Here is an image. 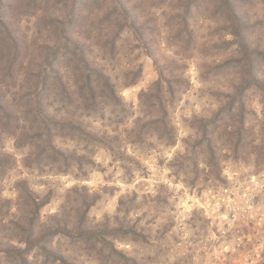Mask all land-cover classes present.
<instances>
[{"label": "rangeland", "instance_id": "374dc122", "mask_svg": "<svg viewBox=\"0 0 264 264\" xmlns=\"http://www.w3.org/2000/svg\"><path fill=\"white\" fill-rule=\"evenodd\" d=\"M79 2L3 0L0 199L8 203H0V264L55 262L54 253L29 248L34 208H25L17 198L19 191L45 201L39 208L44 225L36 228L33 239L39 243L47 242L49 224L65 218V213L80 228L93 227L82 230V242L69 241L63 232L51 239L58 254L78 264H119L111 236L121 238L119 248L141 264H189L185 254L193 250L191 264L235 259L255 263L264 244V154L258 147L263 145L258 139L263 132L264 90L256 76L264 75V60L259 62L261 71L253 72L254 83L260 86L246 90L245 111L253 133L234 151L223 131L215 130L219 140L215 155L221 163L218 166L208 153L207 172L203 165L194 170L191 154L202 142L196 139L199 124L212 115L221 117L218 109L225 88L238 82L240 73L249 76L245 70L236 74L234 66L223 65L229 48L219 45L226 44L224 40L235 42L230 32L239 29L232 12L240 16L242 38L264 52V0H92L83 15ZM46 5L66 19H86L78 38L55 53L53 40L65 41L67 28L61 30L66 24H57L61 31L54 35L52 25L43 22L49 14ZM107 13L110 19L102 26L100 19ZM65 51L69 58H63ZM56 57L59 61L52 63ZM96 67L118 85L122 103L100 97L96 107L83 106L70 114L85 127L117 134L118 143H99L88 135L72 141L58 135L54 144L76 148L84 157L82 169L74 162L62 171L67 162L54 160L60 156L50 150L44 154L48 142L43 134L49 127L56 131L54 116L65 115L63 82L80 84L82 76ZM161 74L176 129L174 143H163L152 131L142 137L143 143H129L127 132L136 120L151 128L145 105L161 96L157 89ZM130 82L135 83L125 85ZM46 87L51 89L41 95ZM143 92L148 93L144 103ZM253 138L258 141L252 142ZM121 224H136L138 239L115 231ZM245 238L253 246L244 248Z\"/></svg>", "mask_w": 264, "mask_h": 264}, {"label": "trees", "instance_id": "16d2710c", "mask_svg": "<svg viewBox=\"0 0 264 264\" xmlns=\"http://www.w3.org/2000/svg\"><path fill=\"white\" fill-rule=\"evenodd\" d=\"M91 3H92V0H80L78 11L80 12L81 15H83V12L86 10V8H89L91 6ZM3 6H4L3 0H0V14H1L0 22L1 23H2V20H1L2 15H3L2 11L4 9ZM48 8L49 7L46 5L45 9H47V12L49 14L48 16H46L47 18H43V22L44 24H47L49 27L52 25L51 29L52 31H55L54 35H57V33L61 31L63 28H67L66 30L67 32L64 34L66 38L65 41L59 42V44H57L53 40V43H54L53 48L52 47L50 48H52L53 52L55 53L56 51H59L61 49V46L68 45L69 41L72 42L76 40L75 38H78L80 32L83 30L84 26L86 25V19H85V16H78L75 19L72 18L69 20V19H66V17H61L60 14H58L57 12L48 11ZM232 16L235 18V21L236 19L238 20L235 24V27L239 26V29L236 31V33L230 32L232 35L235 36L234 38L236 39L235 42L224 40L226 41V44L219 45V47L227 45L229 48V49H225L224 51V54L226 53L227 54H226V62H223V65L228 64L229 66H234L235 70L237 69L236 74L240 73V71L242 70H245L247 74H249V76L244 78L243 74L240 73L238 82H233V84L231 83V86H229L228 88H225L224 91H226L227 93L223 92L224 99L221 100L220 107L218 109L219 110L218 115L221 116L220 118L217 119L215 118V115H212L211 118H208L199 124L198 127L200 129V132L196 139H202V142L200 143L199 147H197L195 150L192 151V153L194 154H191L189 150L191 156L195 157V159H193L194 162L191 161L194 163L193 166H194L195 171H197V169L199 170L200 165H203V168H202L203 172H207V170L209 171L208 162H207L208 153H211V155L214 157L215 163L218 166L220 165L221 162H220L219 155H215L216 154L215 152L217 150V143L219 141L216 138L215 130H217L218 128L223 131L222 136L226 138V143L227 145H229L228 146L229 149L234 150V151L240 149L242 147V143L245 141L247 136L253 133V126L251 125V120L247 117L246 115L247 111H245L246 105H248L245 102L246 101V90L248 89V87L253 86V85L256 87L260 86V84L254 83L255 75H253V72L254 71L257 72L258 70L261 71L259 67V62L264 60V52L258 49H252L253 46L252 47L249 46L248 40L245 41L244 38H242L240 34L241 33L240 25H239L240 20L238 19L240 16L236 13V11L232 12ZM109 19L110 17L108 16V13L103 18H101L100 23L102 24V26ZM57 24L59 25L66 24V26L61 27V30L60 29L57 30L56 29ZM109 27H112V26H109ZM5 30L8 32L7 28H5ZM240 39H243V41H241ZM104 46H105V43H104ZM112 46L115 47L114 41L112 43ZM65 57L69 58V54L67 53V51H65L63 55V58ZM58 61H59V58L56 57L52 61V63H56ZM85 62L88 63V58ZM57 71L59 70L57 69ZM93 74H96L95 79H93ZM162 76L163 74H161V77L159 81L157 82V89L159 93L161 94V96L157 100H154L153 102H151L150 104L145 105V107L149 109L147 112V114H149L148 117L152 119L151 122L149 123L151 128H148L146 126V123L141 124L140 120H136L134 124L132 125V129L127 132V140H129V143H135V144L143 143L145 139L142 142H140L142 140V137L144 135L146 136V134L150 131L157 134V137L159 139L165 140V142L163 143L165 144L174 143L176 129L173 124L172 116L168 112V109L170 106L168 104V101L166 100V94H164L165 84H164V80ZM256 76H257L258 82L263 83V86L261 87V89L264 90V75L256 74ZM82 77L84 79H83V82H81L80 84L63 82L62 86L60 87V90L62 89L61 90L63 94L62 103L64 104L63 109H64L65 115L60 116V118L54 116L55 122L53 123H55L56 131L51 130L49 127L47 128L48 131L45 132V134H43L46 136L47 142H48V147H46L44 154L47 155L48 151L50 150L52 155L53 153H56L60 156V158H53L54 160L56 159H58L57 161L62 160L61 163L67 162V164H65V167H64V169L66 170H62V171H67L71 167V164H73L74 162L77 163L79 168L82 169V166L84 164L83 162L84 157L80 156L81 154L78 152V149L76 148L73 150H69L68 148H65L66 149L65 150L62 147L54 144V141L58 135L62 137H66V138L71 137L73 139L72 141H75V139H77L80 136L88 135L90 139H92V137L93 138L96 137L97 138L96 141L99 143H104V142L108 143L109 141H112L115 144L118 143L117 134L111 135L107 131L99 132L98 130L92 129V127L90 126H86L89 128L88 130L83 125L84 121L80 122L79 119L74 120L71 117L70 111L72 112V110L81 108L83 106L89 107V108L93 107L98 103V99H100V97L110 99V100L113 99V101L122 103L120 100L121 96L119 94L118 85L115 82H112L109 76H107L101 68H98V67L93 68L85 76H82ZM133 83L135 82H130L129 84H125V85L130 86V85H133ZM49 89L51 88L46 87V90L44 88V90L41 91V95H44L45 94L44 92L45 91L48 92ZM81 95H85L84 98H82ZM141 96H142L141 102L144 103V98L148 97V93L143 92ZM38 97H39V94H38ZM123 108L126 109V106H124ZM38 109L39 107L37 108V110ZM224 121H226L224 124H220V123H223ZM260 123L262 124L263 132L261 136L259 137V139L253 138L252 142H255L258 139L259 142L263 143L262 146H258V145L256 146H258L259 151L262 152V154H264V118L260 121ZM219 125L221 126L219 127ZM212 126L214 127L212 128ZM144 127H147V130H144L145 134L142 130H140V128L144 129ZM136 131H139V133L135 135L134 133ZM68 152H69V155H67ZM53 166L57 167L59 165H53ZM75 189L77 188L75 187ZM17 198L19 201L20 200L23 201L25 208H34V211L32 212L33 217L31 220L33 226L30 228V235H31L32 242H28L30 243L29 248L30 249L31 247L42 248L45 251H49L48 252L49 256L50 254L52 255L54 253V258H55V262H53L54 264H78L77 262H75L74 259L68 258L67 256H64L62 254H58L59 252L53 246V243H52L53 241H51V239L53 237H56L57 235H60V234L62 235L61 232H63V233H66L63 235H66L64 237L69 238V241L82 242L83 241L82 236L85 235L84 231L82 230L84 229L88 232L90 231V229H93V227H91L90 225H85L80 228L76 224L78 223L77 221L72 222L73 220L72 215L70 213L68 214L65 213L64 215H67L65 218L63 219L57 218V220H53V222L49 224V227H48L50 231L48 234L49 237L44 236L47 242L39 243L37 242V240H33V239L37 237L38 231H36V228L44 225L40 221L39 208H41V206L44 205L43 203H45V201L43 203L39 202V197L33 196V194L31 193L30 194L25 193L23 195L22 192L20 191L18 192ZM1 202L8 203L6 199L4 200L0 199V203ZM121 225L125 226L126 228L121 226L119 228H115V231L126 232L128 233V235H130V237L131 236L133 237L132 238L133 240L138 239L136 235H139V232H138L139 230L136 227V224L134 226H131V225L126 226L125 224H121ZM114 233L115 232H113V235ZM198 235L200 234L198 233ZM245 237H247L246 234H245ZM120 239L121 238H119L118 236H111V242H112L111 250L115 254L114 259H116V263L141 264L136 256L128 253L124 249L119 248L118 243H121L122 241ZM161 240H165V238H162ZM197 240L198 238L194 239V241H197ZM19 241L22 242L21 240ZM248 241H249L248 238L243 239L244 248H245V245H248L249 247H251V245L253 246V242L251 243ZM243 247L240 248L239 253L243 251ZM262 247L263 248L260 252V256H261L260 259H258L253 264H264V244ZM164 251H167V250L164 249ZM194 253H195V250H193L190 253L185 254V257L188 259L189 264H191V262L193 263L192 257ZM235 261L236 259L234 261L226 262L224 264H243L244 263L242 261H239L238 263H236Z\"/></svg>", "mask_w": 264, "mask_h": 264}]
</instances>
